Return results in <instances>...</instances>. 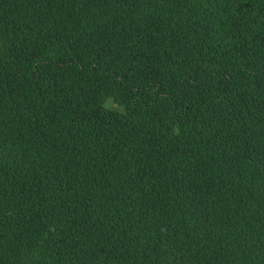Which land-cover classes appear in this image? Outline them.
I'll return each instance as SVG.
<instances>
[{
	"label": "trees",
	"instance_id": "1",
	"mask_svg": "<svg viewBox=\"0 0 264 264\" xmlns=\"http://www.w3.org/2000/svg\"><path fill=\"white\" fill-rule=\"evenodd\" d=\"M0 264H264V0H0Z\"/></svg>",
	"mask_w": 264,
	"mask_h": 264
}]
</instances>
